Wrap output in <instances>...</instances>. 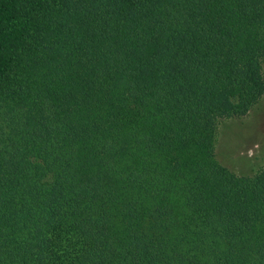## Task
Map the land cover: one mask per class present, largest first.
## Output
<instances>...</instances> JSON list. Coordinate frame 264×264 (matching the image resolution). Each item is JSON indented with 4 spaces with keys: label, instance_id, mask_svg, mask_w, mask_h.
<instances>
[{
    "label": "trees",
    "instance_id": "obj_1",
    "mask_svg": "<svg viewBox=\"0 0 264 264\" xmlns=\"http://www.w3.org/2000/svg\"><path fill=\"white\" fill-rule=\"evenodd\" d=\"M263 62L264 0H0V264H264Z\"/></svg>",
    "mask_w": 264,
    "mask_h": 264
},
{
    "label": "rangeland",
    "instance_id": "obj_2",
    "mask_svg": "<svg viewBox=\"0 0 264 264\" xmlns=\"http://www.w3.org/2000/svg\"><path fill=\"white\" fill-rule=\"evenodd\" d=\"M217 133L215 158L221 165L241 176H251L261 169L264 166V97L245 116L219 120Z\"/></svg>",
    "mask_w": 264,
    "mask_h": 264
}]
</instances>
